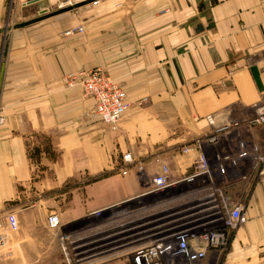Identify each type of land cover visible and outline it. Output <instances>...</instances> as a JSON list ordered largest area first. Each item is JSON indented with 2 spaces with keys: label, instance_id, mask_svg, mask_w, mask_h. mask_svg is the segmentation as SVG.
I'll use <instances>...</instances> for the list:
<instances>
[{
  "label": "crops",
  "instance_id": "obj_1",
  "mask_svg": "<svg viewBox=\"0 0 264 264\" xmlns=\"http://www.w3.org/2000/svg\"><path fill=\"white\" fill-rule=\"evenodd\" d=\"M59 1L0 0V226L9 213L19 221L0 264L67 263L62 237L73 261L83 247L102 252L96 264H133L113 248L119 220L163 165L171 180L192 172L181 149L213 132L207 116L238 123L264 152V125L249 126L264 107V0H74L58 13ZM22 18L41 19L7 26ZM96 68L130 103L116 130L65 85ZM227 192L247 223L203 264H264V176L252 159Z\"/></svg>",
  "mask_w": 264,
  "mask_h": 264
},
{
  "label": "built area",
  "instance_id": "obj_2",
  "mask_svg": "<svg viewBox=\"0 0 264 264\" xmlns=\"http://www.w3.org/2000/svg\"><path fill=\"white\" fill-rule=\"evenodd\" d=\"M78 31L83 29L73 30ZM65 85L70 89L81 87L83 95L95 101L92 115L113 130L118 129L130 107L121 83L96 68L67 74ZM206 120L213 132L181 149L183 154L194 157L192 172L171 180L169 167L163 165L142 195L141 206L127 209L125 222L119 220L118 233L123 236L113 248L123 250L133 264H203L211 251L224 252L231 234L246 225L244 206L229 196L227 188L249 159L258 175L264 176V152L241 137L238 123L218 124L213 115ZM3 123L0 114V125ZM259 125H264V107H258L256 117L249 122L251 127ZM123 158L133 163L131 154ZM138 168L143 170L141 165ZM48 223L50 228L58 229L61 219L51 215ZM18 230L17 215L9 213L0 226V256L11 251ZM61 239L67 264H96L93 259L102 254L92 248L76 247L73 261L64 245L66 238Z\"/></svg>",
  "mask_w": 264,
  "mask_h": 264
},
{
  "label": "rangeland",
  "instance_id": "obj_3",
  "mask_svg": "<svg viewBox=\"0 0 264 264\" xmlns=\"http://www.w3.org/2000/svg\"><path fill=\"white\" fill-rule=\"evenodd\" d=\"M72 2H74V0H61V1H59V2H58L53 8H54V9H55V8L62 9L61 6L64 5V6H63L64 8H65V7H68V6H70V4H72ZM13 9H14V8H13ZM13 9H12V5L10 4V5H9V16H10V14H11V16H12ZM17 22L24 23V22H27V21H26V19H24V18H22V19H20V20L9 19V20H8V23H7V26L12 27V26H14V24L17 23ZM2 264H6V263L3 262ZM63 264H67V263L65 262V263H63ZM75 264H80V263H75Z\"/></svg>",
  "mask_w": 264,
  "mask_h": 264
},
{
  "label": "water",
  "instance_id": "obj_4",
  "mask_svg": "<svg viewBox=\"0 0 264 264\" xmlns=\"http://www.w3.org/2000/svg\"><path fill=\"white\" fill-rule=\"evenodd\" d=\"M80 5L79 4H73V5H70L68 7H65V8H62L58 11V13H61V12H64V11H70V10H73L74 8H78ZM41 18L39 19H35V20H31V21H28L26 23H23V24H19L18 26L21 27L23 25H28V24H31L33 22H36L38 20H40Z\"/></svg>",
  "mask_w": 264,
  "mask_h": 264
}]
</instances>
